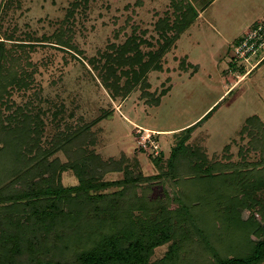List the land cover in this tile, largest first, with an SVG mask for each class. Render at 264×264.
<instances>
[{
	"label": "trees",
	"instance_id": "trees-1",
	"mask_svg": "<svg viewBox=\"0 0 264 264\" xmlns=\"http://www.w3.org/2000/svg\"><path fill=\"white\" fill-rule=\"evenodd\" d=\"M88 1L75 0L71 12ZM170 7L171 14L155 24L160 36L155 51L142 52L145 41L134 35L101 55L105 89L118 95L124 88L125 97L139 84L149 86L147 73L161 69L160 57L197 17L186 0H170ZM58 36L57 44L68 45ZM8 54L0 42V264H264V170H257L264 169V126L257 116L240 131L251 138L252 150L260 151V163L248 170L246 164L210 162L187 143L216 105L178 132L164 168L162 155L153 158L157 175L144 176L124 159L102 161L86 150L84 144L93 145L85 141L91 136L84 132L87 126L57 133L42 147L38 115L17 108L3 117L1 108L10 109L3 98L28 86ZM122 76L126 80L119 86ZM60 151L65 163L50 160ZM65 171L73 172L77 185H62ZM107 172L122 178L104 181ZM154 182L168 184L170 191L151 198ZM109 188L114 190L103 192ZM163 246L164 256L152 260Z\"/></svg>",
	"mask_w": 264,
	"mask_h": 264
},
{
	"label": "rangeland",
	"instance_id": "rangeland-1",
	"mask_svg": "<svg viewBox=\"0 0 264 264\" xmlns=\"http://www.w3.org/2000/svg\"><path fill=\"white\" fill-rule=\"evenodd\" d=\"M74 1L0 0V42L10 53L6 60L16 59L28 83L3 98L10 107L1 108L3 117L17 108L38 115L43 122L42 147H48L57 133L66 135L87 126L84 132L91 136L85 141L92 140L93 145L84 144L86 150L102 161L124 159L135 173L152 176L159 172L153 158L162 155L164 168L178 132L218 105L191 133L188 145L200 148L210 162L246 164L244 171L260 163V151L252 150L251 138L240 131L254 115L264 126V61L248 74L250 65L234 59V40L264 26V0H219L195 10L193 23L160 57L161 69L147 73L149 86L139 84L125 97L124 88L118 95L104 88L100 57L110 51L109 46L134 35L145 41L142 52L155 51L160 41L155 24L171 14L170 0H89L86 7L71 12ZM59 34L68 45L57 44ZM92 59L95 62H89ZM125 80L122 76L119 86ZM155 99L158 106L153 105ZM53 158L67 161L62 151ZM257 170L264 169L260 165ZM120 178V172L103 175L104 181ZM61 183L70 187L78 179L65 171ZM149 186L151 198L170 191L168 184ZM248 216L246 212L243 218ZM166 248L156 249L152 260L161 259Z\"/></svg>",
	"mask_w": 264,
	"mask_h": 264
},
{
	"label": "built area",
	"instance_id": "built-area-1",
	"mask_svg": "<svg viewBox=\"0 0 264 264\" xmlns=\"http://www.w3.org/2000/svg\"><path fill=\"white\" fill-rule=\"evenodd\" d=\"M234 53L235 60L244 61L247 65H250L249 71H247L248 74L264 61V26L259 25L239 37ZM258 57L260 59L256 60ZM251 61H255V63L252 64Z\"/></svg>",
	"mask_w": 264,
	"mask_h": 264
},
{
	"label": "crops",
	"instance_id": "crops-1",
	"mask_svg": "<svg viewBox=\"0 0 264 264\" xmlns=\"http://www.w3.org/2000/svg\"><path fill=\"white\" fill-rule=\"evenodd\" d=\"M196 11L198 10H200V11H202V10H205L206 8H208L209 6H213V5H215L216 4V2L217 1H219V0H186ZM225 1V0H224ZM230 1V0H229ZM226 2V1H225ZM220 5H224V4H220ZM198 16L200 17V14H199V12H198ZM198 17V18H199ZM247 30V29H246ZM246 30H244V31H242L243 33L246 31ZM241 32V33H242ZM242 33V34H243ZM241 34V35H242ZM179 38H180V36H179ZM178 38V39H179ZM178 39L176 40V41H178ZM238 39V38H237ZM237 39L236 40H234V42H236L237 41ZM234 85H231L230 86V88H228L227 89V91L224 93V94H226L232 87H233ZM216 103V102H215ZM214 103V104H215ZM213 104V105H214ZM213 105H211V106H209V108L206 110V111H208ZM205 111V112H206Z\"/></svg>",
	"mask_w": 264,
	"mask_h": 264
}]
</instances>
